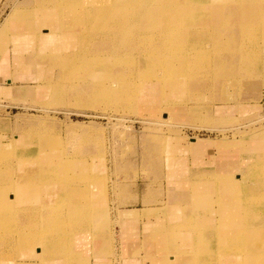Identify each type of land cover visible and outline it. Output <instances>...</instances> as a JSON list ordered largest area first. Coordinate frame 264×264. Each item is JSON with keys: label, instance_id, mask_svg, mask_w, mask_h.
I'll return each instance as SVG.
<instances>
[{"label": "rangeland", "instance_id": "374dc122", "mask_svg": "<svg viewBox=\"0 0 264 264\" xmlns=\"http://www.w3.org/2000/svg\"><path fill=\"white\" fill-rule=\"evenodd\" d=\"M25 1L0 0V31L11 37V23L6 24V19L16 5ZM253 21H260V18ZM233 24L232 31L238 33L239 21ZM262 37L256 32L248 37V46L255 53L264 51ZM242 40L239 34L235 35L233 45L237 47L225 55L232 57L229 53H233V57H243L238 47ZM209 45L211 42L206 41L204 50ZM7 48H12L9 53L5 52ZM12 50L10 43L2 44L0 51V62L3 55L9 59V62L0 63V217L9 222L0 230V264H10L12 260L44 264L51 251L62 253L54 260L55 264H70V261L74 264H119L120 225L124 231L123 250L128 256L136 248H143L147 259L152 261L154 258L150 251L160 257L156 252L168 245L173 246L190 226L193 228L198 222L195 214L179 210L178 201L186 199V210L189 199H197L195 189L201 178L197 174L200 158L208 162L209 157L215 156L218 160L224 148H220L219 140H235L241 133L264 128V86H223L216 76L220 70L215 67L209 69L207 80L215 76L205 90L195 87L188 93L175 91L172 94L167 88L156 106L144 105L155 111H139L137 107L141 104L137 99H128L127 94L112 95L111 83L92 85V94L104 92L112 98L100 101L99 105L91 95L73 97L68 88L70 83H91L85 81L89 74L83 70L69 75L64 73L62 65L71 62L72 53L39 51L43 61L35 66L22 57L16 59ZM78 59L80 68L91 63L88 53H79ZM57 61L59 66L55 64ZM252 65L251 69L245 66L242 71L247 83L257 82L262 77V65L257 60ZM96 75L104 77V74ZM177 79L183 81V78ZM3 90L6 91L2 93ZM230 95L234 100L227 104L226 98ZM170 99L176 106L188 107L189 121L162 118ZM245 99L250 100L246 102ZM242 100L246 103H241ZM158 112L157 116L150 115ZM195 139L205 143L195 145ZM236 145L239 150L249 147L248 143ZM250 162L253 164L247 160L245 165ZM29 164L32 166L28 168ZM216 166L224 171L228 163L223 161ZM60 167L64 168V176H57ZM83 167L89 171L85 172L89 175L86 181H79L76 177L73 181L69 179L78 172L81 174ZM243 168L244 165L238 167L239 174ZM22 179L33 187L28 193L21 190ZM257 179L255 177L248 183L253 184ZM81 184L84 185L77 187ZM177 188L184 190L185 197L177 191H169L170 205L174 208L166 214L164 209L145 210L141 215L135 209L115 210L116 199L121 203L126 201L128 208L141 209L145 203L142 199L147 201L148 196L152 200L162 199L163 191ZM245 192L253 194L248 188ZM25 202L31 205L30 212L25 213L21 207ZM35 206L37 212H33ZM55 211L58 216L50 221L49 217ZM148 214L164 215L154 224H144V241L139 247L136 243L131 247L130 240L137 236L134 234L139 227L137 221L140 222L141 218L148 220ZM25 215L27 220L19 222ZM125 215L130 219L127 222L121 219ZM68 217L75 221L73 225L64 221ZM8 225L11 230L6 228ZM20 232L26 236L25 240ZM58 234L65 238L63 244L54 246L52 241ZM8 235L12 236L13 245L22 249L20 255L10 253L8 246H4ZM14 253L16 255H10ZM205 259L204 264L223 262L218 256ZM122 264L146 263L140 259H124Z\"/></svg>", "mask_w": 264, "mask_h": 264}, {"label": "bare ground", "instance_id": "6f19581e", "mask_svg": "<svg viewBox=\"0 0 264 264\" xmlns=\"http://www.w3.org/2000/svg\"><path fill=\"white\" fill-rule=\"evenodd\" d=\"M257 18L260 21H253ZM234 21H239L238 33L232 31ZM10 23L11 37L0 31L1 52L2 44L11 43L16 59L22 57L35 66L43 61L39 51L72 53L71 62L62 65L64 73L69 75L83 70L89 74L85 81L91 85L70 83V94L73 97L91 95L97 105L112 98L104 92L92 94V85L106 82L112 84V95L127 94L128 99H137L141 104L137 110L155 111L144 105L156 106L167 88L174 94L175 91L188 93L195 87H208L215 76L207 80L209 69L213 67L220 70L216 76L223 86H264V51L255 53L247 43L250 34L256 32L261 33L264 44V0H26L15 6L6 19V24ZM238 34L241 40L244 38L238 45L243 57H233V53H229L232 56L229 57L225 54L237 47L233 40ZM206 41L211 45L204 50ZM11 49L7 48L5 52L9 53ZM79 53L89 54L91 63L88 66L80 68ZM3 56L1 62H9L8 57ZM255 60L262 65V77L257 82L247 83L242 71L245 66L251 69ZM55 64L59 66L60 62ZM97 73L104 74V77L97 76ZM177 78H183V81ZM226 99L230 104L234 97L230 95ZM249 100L245 99L246 102ZM171 101H167V112L162 113V118L189 121L188 107L176 106ZM238 137L219 140L220 148H224L218 160L215 156L209 157L208 162L200 158L197 174L201 178L195 189L197 199L191 197L190 201L188 198L190 204L182 210L186 214H195L198 222L186 230L181 238L183 243L177 239L180 241L176 240L173 246L168 245L156 252L160 257H155V253L148 249L154 257L153 264H204L206 257L213 256L223 258L222 264H264V128L241 133ZM194 142L195 145L205 143L196 139ZM236 143H248L249 147L239 150ZM247 160L253 164L250 162L246 166ZM223 161L228 163L224 171L216 166ZM241 165L244 168L239 174L237 169ZM80 172L69 179L76 177L79 181H86L89 175L85 172L89 171L83 167ZM62 174L64 176V168L60 167L57 176ZM255 177L257 181L249 184ZM21 185L24 193L33 188L25 179ZM246 188L253 194L246 193ZM21 207L25 213L32 210L27 202ZM36 207L33 212H37ZM56 212L49 217L50 221L58 216ZM26 218L23 216L19 222L24 223ZM128 218L125 215L121 219L127 222ZM64 221H70L69 225L75 222L71 217ZM4 224L9 222L0 217V230L5 228ZM9 226L6 228L11 230ZM21 232L19 234L25 240L26 236ZM11 237H5L7 242L3 244L6 248L8 246L10 253L20 255L22 249L13 245ZM77 237L81 238L80 235ZM64 238L63 234L56 235L52 245L63 244ZM58 256H62L60 251H51L44 264H55ZM12 262L10 264L26 263ZM70 264L74 263L70 261Z\"/></svg>", "mask_w": 264, "mask_h": 264}, {"label": "crops", "instance_id": "0c3cea01", "mask_svg": "<svg viewBox=\"0 0 264 264\" xmlns=\"http://www.w3.org/2000/svg\"><path fill=\"white\" fill-rule=\"evenodd\" d=\"M169 191H173V192L174 191L175 192L177 191V194H179L180 196L185 197V195H184L185 192L181 188H177V189H173V190H166V191H163L162 192L163 193L162 194L163 195L162 199L161 198H158L157 200H154V199L152 200L151 198H149L150 196L147 197V199H148L147 201L145 199H142V201L145 202L146 204L143 203L144 204V206H143L144 208H141V209H138V208H128L127 205H125V204H127L126 201H122L123 203H121L120 201H118L116 199V201L114 203L115 204V210H116V208L117 209H135V210L139 211L140 212L139 215H141L142 212L145 211V210H155V209H162L163 210L164 209L163 211L166 214L169 209H173L174 208V207H172L173 205H170L172 203V201H169V193H168ZM185 201H186L185 198L180 199V201H178V203L180 204V206H182V207H180V206L178 207L179 210H183L185 208V206H184ZM159 215L160 216L149 215L148 216V220H147V218H144V219L141 218L140 219V222L137 221V223H139V227H138L139 230L137 229V232L134 233L135 236L137 235L136 236V239L135 240L134 239L130 240V242L132 241L131 242V247H132V245L134 243H136V246H138L139 243H141V242L144 241V236H143V234H144V224H146V223H150V224L156 223L158 221V218L161 217V216H163L164 214H159ZM120 232H121V234H120V239L121 240H120V246H119L120 249H119V254H117L119 256V258H118V263L119 264H122V261H124V259L125 260H127V259L139 260L140 259V260H143L146 264H153V262L150 259H147V252L143 248H140L138 250L136 248L135 249L136 251L134 253H130V256H128V254L125 253L124 250H123L124 249V247H123V240H124L123 239V232L124 231H123V228H122L121 225H120ZM126 246H128V245H126ZM128 249L130 250L131 248H128Z\"/></svg>", "mask_w": 264, "mask_h": 264}]
</instances>
